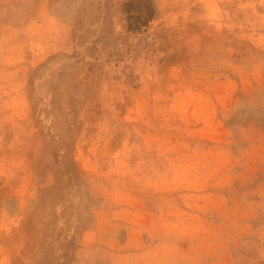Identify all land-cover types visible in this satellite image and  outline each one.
<instances>
[{"label": "rangeland", "instance_id": "obj_1", "mask_svg": "<svg viewBox=\"0 0 264 264\" xmlns=\"http://www.w3.org/2000/svg\"><path fill=\"white\" fill-rule=\"evenodd\" d=\"M0 264H264V0H0Z\"/></svg>", "mask_w": 264, "mask_h": 264}]
</instances>
